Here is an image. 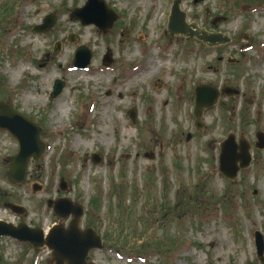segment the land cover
Masks as SVG:
<instances>
[{"label": "rangeland", "instance_id": "374dc122", "mask_svg": "<svg viewBox=\"0 0 264 264\" xmlns=\"http://www.w3.org/2000/svg\"><path fill=\"white\" fill-rule=\"evenodd\" d=\"M103 1L118 17L102 33L71 19L87 0H0V101L40 125L47 144L15 185L6 173L18 144L0 132V220L48 230L59 218L47 202L65 197L84 207L81 227L103 239L104 249L89 254L96 264H262L255 234L264 238V149L255 144L264 134V0H184L189 23L230 38L216 47L168 35L173 0ZM51 14L52 30L32 32ZM85 45L91 63L75 69ZM55 80L65 88L51 101ZM200 84L239 93H221L197 131ZM229 134L244 137L251 158L233 180L219 171ZM0 264H51L50 253L0 238Z\"/></svg>", "mask_w": 264, "mask_h": 264}, {"label": "water", "instance_id": "95a60500", "mask_svg": "<svg viewBox=\"0 0 264 264\" xmlns=\"http://www.w3.org/2000/svg\"><path fill=\"white\" fill-rule=\"evenodd\" d=\"M183 0H173L167 25V32L172 37L184 36L189 39L196 38L208 47L224 45L230 42L229 37L220 33H210L200 29L195 24L187 22L186 13L181 10ZM197 1V0H195ZM73 20H80L82 25H95L100 31L106 32L111 29L117 20V15L109 8L103 0H87L83 8L75 9L71 15ZM56 24V17L51 14L43 19L41 25L35 26L33 32L48 33ZM76 40L75 36L69 38L70 42ZM60 51V44H56L53 56ZM92 54L86 46L79 47L73 58V66L76 69H84L91 62ZM103 63H111V54L107 52ZM65 88V83L56 80L50 94V100L56 99ZM227 96L237 95L233 88L223 89ZM220 96L219 90L208 85H199L195 89V126L201 131L203 123L201 115L206 108L213 107ZM135 124L136 113L132 110L129 114ZM0 130L5 131L14 138L18 145V153L8 159L7 177L11 183L23 185L27 179L29 162L41 160L46 153L47 145L41 139L42 128L30 121L21 113L17 112L11 105L0 101ZM190 138V136H188ZM256 147L264 149V134L258 133ZM239 150V152H237ZM249 144L243 136H240L239 145L235 142V136L229 134L227 139L221 143L219 157V170L227 178L233 180L240 168H246L250 163ZM153 158V154L149 155ZM101 157L98 154L92 156L93 164H100ZM240 163V166L237 163ZM41 187L35 185L33 193H37ZM59 190L65 192L67 185L61 180ZM48 206L53 208L54 214L60 218L58 224L54 225L45 237L42 229L30 228L20 223L17 226L0 222V237H9L14 240L29 243L32 248L46 247L51 252V264H95L88 262V254L93 250H103L104 245L100 235L92 228L82 230L80 224L84 216V208L80 204H74L69 199H58L48 201ZM5 207L17 216H24L27 211L17 205L6 204ZM71 217L67 227L62 223L64 219ZM255 245L257 257L264 264V238L260 232L255 234Z\"/></svg>", "mask_w": 264, "mask_h": 264}, {"label": "trees", "instance_id": "16d2710c", "mask_svg": "<svg viewBox=\"0 0 264 264\" xmlns=\"http://www.w3.org/2000/svg\"><path fill=\"white\" fill-rule=\"evenodd\" d=\"M3 8H4V5H3V6H0V11H1ZM109 235H110V232H109V230H108L107 233H106V235H105V237H104V239H105V241L110 245V244L112 243V240L108 239ZM110 242H111V243H110ZM141 251H142V249H141ZM155 252H157V251H155Z\"/></svg>", "mask_w": 264, "mask_h": 264}, {"label": "bare ground", "instance_id": "6f19581e", "mask_svg": "<svg viewBox=\"0 0 264 264\" xmlns=\"http://www.w3.org/2000/svg\"><path fill=\"white\" fill-rule=\"evenodd\" d=\"M150 63H151V62H150ZM107 111H108V110H106V112H105V113H107Z\"/></svg>", "mask_w": 264, "mask_h": 264}, {"label": "flooded vegetation", "instance_id": "af4514ba", "mask_svg": "<svg viewBox=\"0 0 264 264\" xmlns=\"http://www.w3.org/2000/svg\"><path fill=\"white\" fill-rule=\"evenodd\" d=\"M111 61H112V58H111Z\"/></svg>", "mask_w": 264, "mask_h": 264}]
</instances>
